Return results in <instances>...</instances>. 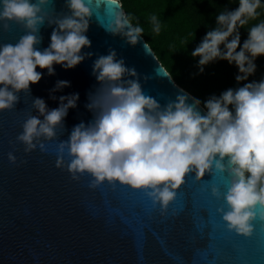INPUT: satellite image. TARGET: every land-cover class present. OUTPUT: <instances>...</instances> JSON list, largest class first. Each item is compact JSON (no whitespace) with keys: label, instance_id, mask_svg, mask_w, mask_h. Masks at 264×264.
<instances>
[{"label":"clouds","instance_id":"obj_1","mask_svg":"<svg viewBox=\"0 0 264 264\" xmlns=\"http://www.w3.org/2000/svg\"><path fill=\"white\" fill-rule=\"evenodd\" d=\"M51 0H0V30L11 23L25 31L13 43H0V111L12 109L19 93L31 92L30 84L40 81L47 69L53 75V64L71 69L94 55L86 35L92 9L85 0H64L67 11L46 9ZM114 4L118 10L102 25L112 36H120L129 45L143 40L144 28L133 16L119 7V0H96V7ZM258 9L264 0H237V6H225L215 16V26L206 31L190 55L198 57L199 72L215 60L235 64V80L248 81L257 68L258 56L264 55V19ZM53 26L47 47L39 48L43 39L40 28ZM152 31L159 33L161 22L150 17ZM247 25V37L241 43L239 29ZM147 47V41H143ZM92 75L98 87L89 92L85 108L92 118L75 124L68 138L57 145L56 166L65 168L73 180L87 173L90 187L103 182H119L142 190L166 214L187 174L200 181L205 174H226V190L211 185V194L223 199L217 208L226 228L249 237L254 221L264 222V76L229 87L219 95L211 94L203 102L190 93L178 92L175 99L160 103L145 94L141 79L151 77L137 72L135 66L118 57L115 48L106 54H95ZM161 68L156 70L159 74ZM70 81L56 80L49 89L54 93L70 86ZM59 104L49 108L44 98L34 97L32 107L38 115H29L16 140L29 153L65 129L64 118L77 106L79 93L58 97ZM42 117V118H41ZM8 159L17 162L13 152ZM65 155L68 160L65 161Z\"/></svg>","mask_w":264,"mask_h":264},{"label":"water","instance_id":"obj_2","mask_svg":"<svg viewBox=\"0 0 264 264\" xmlns=\"http://www.w3.org/2000/svg\"><path fill=\"white\" fill-rule=\"evenodd\" d=\"M85 2L93 15L86 33L91 46L82 51L94 55L71 69L54 63L53 75L37 66L44 75L30 84L31 92L21 91L14 108L0 111V264H264V222L254 221L252 235L245 237L228 230L216 211L224 201L211 194V185L226 190V174L206 173L200 181L187 174L162 215L142 190L107 181L90 187L87 173L73 180L66 167L56 166L59 141L68 138L75 124L92 118L85 104L98 87L92 75L95 54L115 48L127 65L151 77L141 79L143 90L162 104L178 92L190 93L176 83L148 42L144 47V36L132 46L105 31L102 25L113 18L116 5L97 8L96 0ZM118 6L123 8L120 0ZM45 7L67 11L64 0H51ZM52 27L47 22L41 26L43 39L37 47L48 46ZM24 31L11 23L7 31L0 30V43L14 44ZM58 79L71 83L57 90L53 100L49 89ZM73 92L79 100L64 118L65 129L58 128L57 137L44 142V151L38 146L25 153L16 136L29 115H38L33 98L42 97L55 108L59 96ZM10 151L16 163L9 161Z\"/></svg>","mask_w":264,"mask_h":264},{"label":"trees","instance_id":"obj_3","mask_svg":"<svg viewBox=\"0 0 264 264\" xmlns=\"http://www.w3.org/2000/svg\"><path fill=\"white\" fill-rule=\"evenodd\" d=\"M123 10L130 13L134 23H139L142 35L155 51L158 59L181 87L203 102L209 95H219L221 91L242 85L264 76V55L256 58V71L248 81L237 82V67L226 60H215L199 72L198 57L190 55L207 30L215 26V16L225 6H237V0H120ZM264 19V9H258ZM161 22L159 33L152 31L151 15ZM241 43L247 37V25L239 29Z\"/></svg>","mask_w":264,"mask_h":264}]
</instances>
